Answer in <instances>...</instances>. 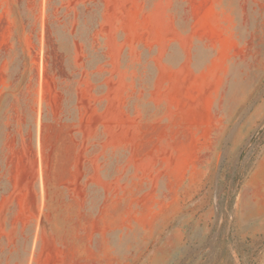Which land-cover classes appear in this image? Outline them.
Segmentation results:
<instances>
[{"label": "rangeland", "instance_id": "374dc122", "mask_svg": "<svg viewBox=\"0 0 264 264\" xmlns=\"http://www.w3.org/2000/svg\"><path fill=\"white\" fill-rule=\"evenodd\" d=\"M0 264H264V0H0Z\"/></svg>", "mask_w": 264, "mask_h": 264}]
</instances>
